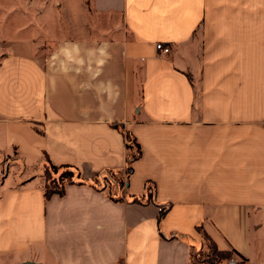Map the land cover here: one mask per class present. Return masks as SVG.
<instances>
[{"label":"crops","instance_id":"1","mask_svg":"<svg viewBox=\"0 0 264 264\" xmlns=\"http://www.w3.org/2000/svg\"><path fill=\"white\" fill-rule=\"evenodd\" d=\"M47 157L79 174L49 199ZM203 233L264 264V0H0V264H191Z\"/></svg>","mask_w":264,"mask_h":264},{"label":"trees","instance_id":"2","mask_svg":"<svg viewBox=\"0 0 264 264\" xmlns=\"http://www.w3.org/2000/svg\"><path fill=\"white\" fill-rule=\"evenodd\" d=\"M117 127L119 125L116 124ZM124 137L126 140V145L128 147V172L132 170V163L134 160L141 156V147L137 141V138L129 133L124 132ZM61 170V171H60ZM59 173V174H58ZM44 175H45V197L47 199L51 198L55 194L63 195L66 190L67 184L76 183L79 178V174L77 170L71 165H62L56 166L50 162L48 157L46 158L45 165H44ZM148 189L152 190L153 186L148 183ZM204 238L209 240L213 246L211 247L212 256L208 255V263L211 264H223V261L230 258L233 253L232 252H224L220 251L210 237L203 233ZM202 253L199 251L196 253L198 256Z\"/></svg>","mask_w":264,"mask_h":264},{"label":"rangeland","instance_id":"3","mask_svg":"<svg viewBox=\"0 0 264 264\" xmlns=\"http://www.w3.org/2000/svg\"><path fill=\"white\" fill-rule=\"evenodd\" d=\"M109 177L113 178L115 182L121 183L120 181L121 179L117 175L112 174V176L109 175ZM204 240H205L206 248L204 249V251H202V253L199 256L197 254H194V256L192 257L193 264H211L208 263L209 260L208 255L212 256L211 247L213 246V244L209 240H206L205 238ZM225 261L226 260H224L223 263H225Z\"/></svg>","mask_w":264,"mask_h":264},{"label":"built area","instance_id":"4","mask_svg":"<svg viewBox=\"0 0 264 264\" xmlns=\"http://www.w3.org/2000/svg\"><path fill=\"white\" fill-rule=\"evenodd\" d=\"M156 46L161 54H168L171 52V48L169 46L164 45L163 43H157ZM191 264H193L192 261ZM223 264H240V261L235 256H231L230 258L226 259L225 263Z\"/></svg>","mask_w":264,"mask_h":264}]
</instances>
